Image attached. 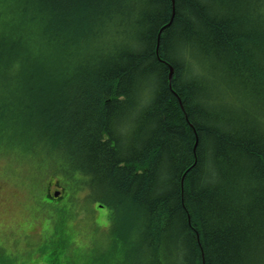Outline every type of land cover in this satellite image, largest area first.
I'll list each match as a JSON object with an SVG mask.
<instances>
[{"label": "trees", "instance_id": "1", "mask_svg": "<svg viewBox=\"0 0 264 264\" xmlns=\"http://www.w3.org/2000/svg\"><path fill=\"white\" fill-rule=\"evenodd\" d=\"M50 150L126 225L47 264H264V0H0V155Z\"/></svg>", "mask_w": 264, "mask_h": 264}, {"label": "rangeland", "instance_id": "2", "mask_svg": "<svg viewBox=\"0 0 264 264\" xmlns=\"http://www.w3.org/2000/svg\"><path fill=\"white\" fill-rule=\"evenodd\" d=\"M236 86L231 89L225 85L214 94L226 103L260 113L258 101L238 95L233 90ZM49 155L53 162L35 159V155L27 156L28 160L16 153L0 155V264H47L40 250L67 233L74 245L67 248L66 254L87 248L85 255L93 252L97 258L111 246L112 239L105 242L104 235L113 236L110 230L126 225L117 217L110 220L108 208L100 209L99 203L88 202L89 192L81 190L69 201L64 187L69 180L62 171H56L59 166L66 167V160L56 150H50ZM51 182H59L56 186L64 188L62 198L48 200L45 189ZM102 194L96 191L93 196ZM95 219L102 225H95ZM105 224L107 232L103 231Z\"/></svg>", "mask_w": 264, "mask_h": 264}, {"label": "flooded vegetation", "instance_id": "3", "mask_svg": "<svg viewBox=\"0 0 264 264\" xmlns=\"http://www.w3.org/2000/svg\"><path fill=\"white\" fill-rule=\"evenodd\" d=\"M60 186H56L55 182H51L47 184V187L45 189L46 191V196L50 195L52 197H54L55 193H59L60 198H62L64 195L63 193L65 192L64 189L61 187V189H59Z\"/></svg>", "mask_w": 264, "mask_h": 264}, {"label": "water", "instance_id": "4", "mask_svg": "<svg viewBox=\"0 0 264 264\" xmlns=\"http://www.w3.org/2000/svg\"><path fill=\"white\" fill-rule=\"evenodd\" d=\"M172 78H173V69L171 68V71H170V82L172 81ZM170 88L172 89V86L170 85ZM179 100V103H180V105H181V107H182V109L184 110V107H183V105H182V102H181V100L180 99H178ZM59 196V193H55V195H54V197H52V196H48V200H53L54 198H56V197H58ZM103 206H100V208H102Z\"/></svg>", "mask_w": 264, "mask_h": 264}]
</instances>
